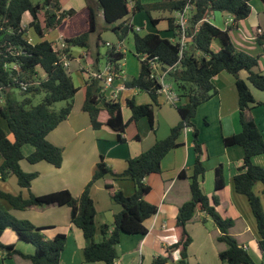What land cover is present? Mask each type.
I'll use <instances>...</instances> for the list:
<instances>
[{
	"label": "trees",
	"instance_id": "1",
	"mask_svg": "<svg viewBox=\"0 0 264 264\" xmlns=\"http://www.w3.org/2000/svg\"><path fill=\"white\" fill-rule=\"evenodd\" d=\"M86 5L79 9H63L59 0H0V86L6 90V100L0 107V178L5 180L9 175L16 179L18 187L26 189L27 195L11 194L0 190V198L8 207L26 209L32 206L66 205L70 208V222L82 231L84 246L82 256L85 262H102L115 264L117 258L116 246L121 233L145 234L144 220L153 215L157 207L145 199L150 186L144 178L151 173L160 171L162 157L181 143L179 137L184 128H192L195 160L189 176L190 198L177 209L175 240L162 248L154 256L151 264H166L171 260L173 251H178L177 264L189 263L187 248L191 237L185 225L192 219L196 208H200L212 219L218 228L217 241L225 244L218 252L221 264H260L249 252L230 235L229 229L233 224L230 218L222 217L215 209L218 200L213 196L211 204L199 185L205 173L201 161L202 147L197 141V130L191 122L199 104L208 100L216 89L211 78L226 71L234 77L237 93L238 117L240 131L223 138L224 146L239 145L243 149L242 162L238 172L232 176V186L235 192L243 194L254 216L258 246L264 252V212L258 196L254 193L255 183L262 185L264 193V168L252 162V157L264 153V139L250 116V109L264 103L255 101L249 84L258 90H264V72L255 71L258 60L264 56V33L256 35L260 52L257 55L236 50L229 36V31L236 28L238 22L246 19L251 12V0H194L193 8L188 18L185 36L186 45L177 66L169 72L167 80L171 83L178 96L175 107L180 120L170 128L169 134L163 139L156 140L149 148L134 157H128L122 172L116 173L109 168L100 156L93 173L78 196H73L68 189H59L41 195L29 192L31 181L37 172H24L20 167L23 158L21 147L30 144L33 151L25 159L29 163L46 161L55 167L62 163V148L50 143L46 136L61 121L70 114L74 95L78 88L74 86L63 62L61 53L71 59V47H88L89 36L93 32L99 34L103 30H111L119 43L132 34L134 55L138 58L140 68L137 76L124 83L126 88H137L146 91L156 103L158 83L149 78V68L143 55L157 56L158 63L170 66L178 59V39L181 29L175 22L174 16H167V28L176 41L159 34L147 32L139 34L125 18L131 12L144 11L152 25L157 24L158 18L151 16V11L167 10L182 11L187 0H161L160 2L142 3L141 0H86ZM264 3V0H261ZM102 13L104 25L98 29L97 20ZM214 12L226 13L230 16V24L221 29L210 21ZM24 14L30 15L28 27L39 37L49 30H57L65 43L62 49L55 48L48 40L28 42L23 27ZM218 49H213L212 44ZM117 49V50H116ZM124 57V52L118 45H110L106 52L107 63L112 65L113 73L117 74L118 62ZM17 63L15 69L9 67ZM247 72L246 80L239 77V72ZM43 73V76L40 74ZM21 83L26 88H21ZM101 84L88 77L84 84V101L82 110L85 111L93 128L102 124L98 120L99 112H107L106 125L116 131L119 141H123L122 133L127 121L147 117L151 129L154 130V115L151 104H135L130 99L125 104L129 107L130 116L127 121L122 118L121 104L111 100L106 101L101 96ZM17 92L21 98L14 94ZM41 94L39 103L33 104L32 98ZM64 101L59 110L52 108L53 104ZM102 103V106H100ZM3 123V124H2ZM5 125V127H3ZM8 131L12 139L8 138ZM114 179L128 178L134 184V192L125 195L115 190L112 183H105L112 202L121 206V210L113 216L110 224H95L96 210L90 197L92 184L104 177ZM183 176V173H180ZM224 186V176L221 164L214 168V189ZM7 208H0V235L5 228L14 230L18 238L34 246L31 254H22L13 245L0 242V253L4 258L14 254L28 258L31 264H59V257L66 241V235L57 233L53 238H46L42 227H36L26 219L14 217ZM204 221V220H202ZM99 230L101 239L95 240Z\"/></svg>",
	"mask_w": 264,
	"mask_h": 264
},
{
	"label": "crops",
	"instance_id": "2",
	"mask_svg": "<svg viewBox=\"0 0 264 264\" xmlns=\"http://www.w3.org/2000/svg\"><path fill=\"white\" fill-rule=\"evenodd\" d=\"M59 2L63 9L73 8L76 10L83 8L87 3L86 0H59ZM250 6L251 12L248 17L238 22L236 28L229 31V36L236 50L257 55L260 52V47L257 45L255 36L258 28L264 29V3L261 0H251ZM132 17L134 14L131 17L128 14L125 19L132 23ZM152 17L159 19L157 24L152 25L147 15L141 19L143 23H150L156 29L149 32H159L160 35L169 38L170 41H176V38L165 30L167 28L165 20L167 16ZM174 17H176V13ZM210 17V21L221 29H225L230 24V16L226 13L214 12ZM98 19L102 22L98 26V29H101L104 25L101 12L98 14ZM29 21L30 15L24 14L22 24L25 25L28 35H30ZM142 28L139 27V30ZM91 34L88 47L70 48L71 59H69L66 71L78 90L74 95L73 106L68 117L46 136L50 143L62 148L60 167H55L46 161L29 163L25 157L33 151L34 147L30 144H24L21 147L23 155L19 162L21 169L24 172H37V176L31 181L29 188V192L35 195L59 189H68L73 196L80 195L100 156L113 172H122L128 157L137 156L156 140L167 137L170 128L180 120L175 105L169 103L163 95L158 94L155 103L146 91L124 86L115 97L113 96L114 89L118 85L129 81L139 72L140 63L136 64V67L128 66L123 57L118 62L122 73L119 77L114 78L109 88L100 91L101 96L106 101L111 100L121 104L124 121H127L130 116L129 107L125 104L126 100L132 99L135 104H151L154 115V130L151 129L147 117L127 121L122 133L124 140L119 141L116 131L105 123L107 112L104 109L98 115V120L102 124L96 129L93 128L88 114L82 110L83 88L85 80L88 78V72L104 68L107 64V58L103 66H99L101 54L98 45H101V40H98L97 32L94 35ZM99 37L101 39V33ZM41 40H48L58 45L62 41L61 34L57 30L46 31L38 41ZM102 40L103 44L109 48L110 46L106 45L109 39L102 38ZM111 42H109L110 45H113ZM117 45L124 52L123 43ZM212 48L216 50L218 45L214 43ZM136 59L138 60L137 57ZM255 71L264 72V56L259 58ZM40 74L43 76L42 72ZM239 77L246 80L247 72L245 70L240 71ZM211 82L216 92L208 100L197 106L195 115L191 119L197 130V141L202 147L201 161L206 169L199 185L211 204L213 203L212 197H217L216 211L222 217L230 218L233 221L229 229L230 235L249 252L255 261L264 264V252L260 251L258 246L254 216L246 197L234 191L231 181L242 162L243 149L239 145L224 146L223 144L224 137L237 133L241 129L234 77L230 73L222 71L214 75ZM249 89L255 101L264 103V90H258L250 84ZM124 108L126 113L123 112ZM249 113L264 139V106L256 105L250 109ZM6 133L8 138H11L8 131ZM179 142L181 144L178 147L171 149L162 157L160 171L151 173L144 178V182L150 186V191L145 195V199L154 204L157 210L144 220L143 223L147 229L145 234L121 233L120 241L116 246L118 256L115 264H151L154 256L175 240L177 209L190 198L189 176L195 160L192 128L182 130ZM1 160L0 156V162ZM252 162L264 168V153L253 156ZM219 164L223 170L224 186L215 190L214 168ZM180 173H183V176H180ZM108 182L112 183L115 190H120L125 195H131L135 189L133 182L128 178L114 179L107 175L96 180L90 187L89 194L96 210L95 224L97 227L103 223L110 224L113 221V216L121 210V206L110 199L109 192L105 188V183ZM254 189H256V193H254L258 196L264 212L262 185L257 182L254 184ZM0 190L11 194L21 193L24 196L28 193L26 189L18 187L13 175H9L5 180L0 178ZM0 206L2 208L8 207L1 198ZM7 209L14 217L26 219L36 227H42V232L47 239L53 238L57 233L66 235L59 264H103L102 262L84 261L82 231L70 222V208L68 206L47 205L32 206L26 209ZM209 220L211 223L207 225ZM185 229L189 230L191 237V242L187 248L189 263L221 264L217 255L220 250L225 248V244L217 241L218 228L205 211L197 207L192 219L185 225ZM95 238L101 239L99 230L96 231ZM0 242L4 245H13L22 254L28 255L34 252V246L20 240L11 228H5L2 231ZM177 259L178 251L175 250L171 254V260L166 264H177ZM0 264H31V262L19 254L4 258L3 253H0Z\"/></svg>",
	"mask_w": 264,
	"mask_h": 264
},
{
	"label": "built area",
	"instance_id": "3",
	"mask_svg": "<svg viewBox=\"0 0 264 264\" xmlns=\"http://www.w3.org/2000/svg\"><path fill=\"white\" fill-rule=\"evenodd\" d=\"M193 1L194 0H187L182 11L177 12L176 17H175L176 18L175 22L179 25L181 29V35L179 39L177 40L178 45H179L177 61L173 63L172 65L164 66L163 68L158 63L157 56L149 57L147 55H143L142 57V59L146 60V63L148 65L149 78L155 80L159 85L157 89L158 94L163 95L166 98V100L171 104H175L178 101V96L176 94V91L173 89L171 83L167 80V75L169 74V72L175 69L180 58L182 57V53L186 45V40L188 39V37L185 36V31L188 26V18L190 15V11L194 7ZM230 21H231V18H230ZM23 27L26 28L25 25ZM135 30L138 31L139 27H136ZM263 33H264V29L258 28L256 30V35H260ZM25 34H26L27 41L31 42L32 39L30 35L26 33V30H25ZM106 45L110 46V43L106 42ZM54 46L57 49H62L65 46V43L61 41L59 45L54 44ZM60 61L63 62V65L67 68L69 59L67 58L65 53H61ZM17 66H18L17 63H11L9 65V67L12 69H15ZM121 73H122V69L119 68L117 71L118 75L116 76V73H113L112 71V65L107 63L102 70H99V69L90 70L87 75L89 78L93 77L97 79L100 82L102 86L101 90L103 91L104 88H109L111 86V83L114 81V78L119 77ZM21 88L25 89L26 84L21 83ZM123 88H124L123 83L118 85L117 88L114 89L113 96L115 97L116 94ZM5 100H6V90L4 87L0 86V107L3 106V104L5 103Z\"/></svg>",
	"mask_w": 264,
	"mask_h": 264
},
{
	"label": "rangeland",
	"instance_id": "4",
	"mask_svg": "<svg viewBox=\"0 0 264 264\" xmlns=\"http://www.w3.org/2000/svg\"><path fill=\"white\" fill-rule=\"evenodd\" d=\"M32 2H41L42 0H31ZM161 0H141L142 3H153V2H160ZM175 12H170V11H167V10H161V11H151V15L152 16H157V17H160V16H174ZM177 14V13H176ZM132 16V13L130 12L129 13V17ZM143 16H146V14L143 12V11H138V12H135L134 13V17L131 18V21H132V25H133V28H135L136 26H139V27H143L141 30L139 31H136L138 32L139 34H145L149 31H154L156 29H154V27L150 24V23H143V21L141 20L143 18ZM101 20H97V25H101ZM103 24H104V21H103ZM102 37H101V45L99 44L98 47H99V53L101 54L100 57H99V66H103V64L105 63L106 61V52L108 50V47L105 46L103 44V39H109V42L113 43L114 45H117L119 43L116 35L114 33H112L111 30H104V31H101L100 32ZM96 34V32L94 33ZM94 34H91V35H94ZM30 35L32 37V39H34V41H38L40 40L42 37H39L35 32H33V30L30 29ZM111 40V41H110ZM122 43H123V48H124V62H127V65L128 66H135L136 67V64H138V60L136 59V57L133 55V43H132V34L129 33L123 40H122ZM129 68V67H128ZM103 68H101L102 70ZM174 89V88H173ZM175 90V89H174ZM15 96L17 98H21V96H19V94L17 92H14ZM42 98V95L41 94H38V95H35L33 98H32V103L33 104H37L40 102ZM64 101H59V102H56L53 104L52 108L54 110H59L61 107L64 106ZM176 104V103H175ZM124 113H126V109L124 108L123 110ZM3 124V123H2ZM5 127V125H3ZM11 135V134H10ZM12 139V136L11 138ZM254 192L256 193V189H254ZM263 195V194H262ZM264 197V195H263ZM0 208H2L0 206ZM250 208V207H249ZM211 223V221L209 220L208 223H206L207 225H209ZM205 224V225H206ZM204 225V226H205ZM189 234V230H186ZM95 240H99V239H96ZM257 262V261H256ZM259 263V262H258Z\"/></svg>",
	"mask_w": 264,
	"mask_h": 264
}]
</instances>
